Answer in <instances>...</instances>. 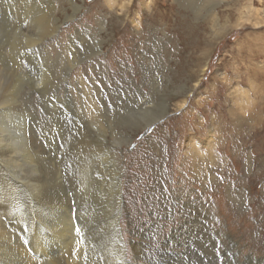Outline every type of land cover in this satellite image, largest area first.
Wrapping results in <instances>:
<instances>
[{
  "label": "rangeland",
  "instance_id": "1",
  "mask_svg": "<svg viewBox=\"0 0 264 264\" xmlns=\"http://www.w3.org/2000/svg\"><path fill=\"white\" fill-rule=\"evenodd\" d=\"M49 1L41 16L0 0V264H22L17 248L34 255L42 243L60 257L68 243L65 254L76 256L63 235L65 212L88 264H264V0L214 8L212 0H155L151 11V0H131L123 22L107 13V0H74L84 4L79 15L45 36L72 11L69 0ZM113 1L119 8L127 0ZM208 12L217 15L213 32ZM86 27L84 42L75 35ZM67 40L74 51H59ZM167 105L161 119L137 127ZM100 111L103 146L92 152L111 169L109 184L121 172L118 222L111 205L90 210L99 199L87 194L104 175L88 167L80 180L83 163L72 154ZM37 174L53 184L30 182ZM36 236L41 246L28 240Z\"/></svg>",
  "mask_w": 264,
  "mask_h": 264
},
{
  "label": "bare ground",
  "instance_id": "2",
  "mask_svg": "<svg viewBox=\"0 0 264 264\" xmlns=\"http://www.w3.org/2000/svg\"><path fill=\"white\" fill-rule=\"evenodd\" d=\"M213 1V3H212V7L214 8L215 6H217V5H219L220 3H229V1H227V0H212ZM4 2H5V0H4ZM52 2L53 1H49V0H6V2H5V4H7V5H9V6H12V7H14L15 9H17L18 10V12H20V13H24V12H38V14H40L41 16H44L43 15V11H45V10H47V9H50V8H53L54 6L52 5ZM150 3H151V6L149 7V9H150V11H151V9L153 8V9H155L156 8V4H157V2L155 1V0H151L150 1ZM69 5H70V7H71V12H68V14H66V15H64V16H62V18H58L57 20H56V22H55V26H54V28H52V29H50V28H48L47 26L45 27V32H44V34H45V36H48V35H53V34H58L60 31L61 32H64L63 30H61V25L62 24H64V23H66L68 20H71V19H73L75 16H77V15H79V13L82 11V8H83V6H84V4L83 5H79V4H77L76 2H74V0H69ZM121 7H119V8H117V7H115L114 6V1L113 0H107V2H106V7H107V13L111 16V18H113V19H115L116 21H118V22H123L127 17H128V14L130 13L129 11H131V10H129L130 9V6H131V0H127L126 2H124V3H122L121 5H120ZM152 7V8H151ZM53 10V9H52ZM53 11H55V10H53ZM107 14V15H108ZM109 15H108V17H109ZM208 15H209V12H208ZM211 15V14H210ZM209 15V17H208V19H211L210 21H211V24H210V30H211V32H213L212 30H213V27H214V25H215V23H216V17H217V15L215 16V17H213L212 18V16H210ZM244 15V14H243ZM106 16V15H105ZM242 16V15H241ZM240 18V17H239ZM128 19H126V21H127ZM130 21V20H129ZM131 22H133V20L131 19ZM208 22V21H207ZM138 23V22H137ZM208 24V23H207ZM139 26V25H138ZM138 26H136V28L137 29H135V30H138V32L140 31V29H139V27ZM101 28V26H99L97 29H96V31L93 33L96 37H99V35H100V29ZM87 32H89V29L86 27L85 29H83V28H77V31H76V33L78 34V35H75V37H77L78 36V38H81V39H83L84 40V42H85V40L87 39ZM155 35V34H154ZM157 37V36H156ZM70 39V38H69ZM41 40H43V39H41ZM74 41V40H73ZM73 41L71 40L70 41V43L69 44H67V42H68V40L66 41V43L63 45V46H61L60 48H59V51H62L63 49H65V48H67V51H69V50H73L74 51V45H73ZM36 42H38V41H35V42H33L32 43V45H34V43H36ZM76 42V41H75ZM77 43V42H76ZM38 48V47H37ZM28 50V49H27ZM101 50H102V47H99L98 48V51L99 52H101ZM27 52H29V51H27ZM77 52V51H76ZM29 53H34V52H29ZM29 53H27L28 55H29ZM79 53V52H78ZM75 52H74V57H75ZM36 57V56H35ZM34 57V58H35ZM70 58V56H67V57H65V58H63L62 59V61H63V63L62 64H64L65 66H66V70L67 69H69V67L67 66V64H71V63H69L68 61H70L71 59H69ZM39 58H37V60H38ZM32 61V60H31ZM37 63H41V62H37ZM91 85V84H90ZM100 87V86H99ZM92 90V89H91ZM120 91V90H119ZM118 92V91H117ZM109 93V92H108ZM51 103V102H50ZM184 103V102H183ZM98 105V104H97ZM100 105V104H99ZM37 108V107H36ZM45 108V107H44ZM86 108H87V106H86ZM150 108H152V106H149L147 109L144 107L143 109H145V110H148V109H150ZM83 109H84V107H83ZM168 110V105L162 110V112L161 113H159V114H157V115H153V116H151L149 119H147L146 121H144L142 124H140V125H138L137 127L139 128H144V127H146V126H148V125H150V124H152L153 122H155L156 120H158V119H161L162 118V116H163V113L165 112V111H167ZM97 111V110H96ZM82 114V113H81ZM70 115V114H69ZM68 115V116H69ZM29 116H30V114H29ZM78 116V115H77ZM86 116H88V114H86ZM95 116V115H94ZM80 117V116H79ZM68 118H70V117H68ZM93 118H95V119H93L92 120V122H91V127L92 128H90V130H91V134H92V136H90L89 134H85V132H79V137L77 138V139H75V141L73 142V146H72V149H73V153L72 154H74L77 158H78V160H79V162L80 161H82V163H83V169H81V177H79V178H81L80 180H82L83 181V179H84V177H85V173H86V169L88 168V167H91V169H99L102 173H103V175H104V182H102V186L99 188V189H97L94 193H89V194H87L88 195V197L89 198H91V196H97L98 197V199H99V202L97 203V204H92L91 203V205L89 206L90 207V210L91 211H97V210H101V209H103V208H105L106 206H112V211H113V213H114V217L116 218V222H118V217L120 216V213H121V211H122V208H123V204H125V202H124V197L121 195V193H120V190L123 188L122 187V176H121V172L120 173H118V174H116L114 177H115V179H116V181H115V179H112V182L109 184L108 182H107V180H106V178H107V176H112V174H111V171H109V170H111V169H108V170H104L103 168H101L99 165H98V163L99 162H97V160H96V155L92 152V151H94V150H96V149H100V147H99V145L98 144H101V146H103V144H102V142H103V138H102V134H103V132H104V129H105V127H104V125H106V123H105V121H104V118H103V112H101L100 111V113H98V114H96V116L95 117H93ZM77 119V118H76ZM73 122H74V120H73ZM76 124V123H75ZM80 124V123H79ZM201 124V123H200ZM41 125V124H40ZM78 125V124H77ZM44 127V126H43ZM82 127H83V125H82ZM188 127H190V126H188ZM37 128V127H36ZM35 128V129H36ZM95 128V129H94ZM96 129H98V132L99 133H97V131H96ZM41 130V129H40ZM102 130V133L100 132ZM84 131V130H83ZM40 134V133H39ZM44 134V133H43ZM33 135V134H32ZM34 137V136H33ZM64 137V136H63ZM45 138V137H44ZM38 139V138H37ZM59 139V138H58ZM63 139H65V138H63ZM34 141H31V139H30V143H31V147H32V149H33V152H34V154H35V157H36V159H31L30 161H31V163H34V166L36 167V169L39 171V169L40 168H43V165H41V163L38 161V158H37V156H36V154H38L39 153V148L35 145V143H33ZM64 142V141H63ZM67 142V141H66ZM130 142L131 141H127L126 143L127 144H130ZM67 143H69V142H67ZM46 144V143H45ZM95 144V146H93ZM65 145H66V143H65ZM39 146V145H38ZM104 147H105V145H104ZM0 148H1V141H0ZM44 149H45V147H44ZM103 149V148H102ZM57 150V149H56ZM57 152V151H56ZM189 152V153H188ZM187 153L188 154H190L191 156H193V159H195V161H197V160H200V159H202V158H200V157H198V156H196L195 154H197V152H193V151H190V150H187ZM1 151H0V156H1ZM57 154V153H56ZM63 154V153H62ZM70 155V154H69ZM184 156H186V155H184ZM48 159H49V156H48ZM47 159V160H48ZM204 161V160H203ZM91 162L93 163V164H91ZM186 162H189L190 164H187L188 166H191V162H192V159H188ZM61 163V162H60ZM70 163V162H69ZM90 163V164H89ZM102 163V162H101ZM104 163V162H103ZM75 164V163H74ZM79 164H81V163H79ZM82 165V164H81ZM52 166H54V165H52ZM70 166V165H69ZM66 167H67V165H66ZM72 167V166H71ZM51 168H53V167H51ZM60 169V168H59ZM63 169V168H62ZM74 169V168H73ZM57 170V169H56ZM66 170V169H65ZM45 171V170H44ZM58 171V170H57ZM67 172V171H66ZM93 172V171H92ZM53 173V172H52ZM55 173H57V172H55ZM59 173V172H58ZM61 173V172H60ZM64 173V172H63ZM63 173H62V176H63ZM42 174V173H41ZM69 174V173H68ZM77 175V174H76ZM80 175V174H79ZM58 176V175H57ZM59 176H60V174H59ZM7 177V176H6ZM39 177V174H37L35 177H30L29 178V181L30 182H36V180H37V178ZM44 177V176H43ZM43 177H42V175L40 176V178H38V180H37V183H38V185L40 186V188L41 189H47L50 185H52L53 183V180H51L52 182V184L49 182V179H48V181L47 182H45L44 184H43ZM67 177H71L70 175H68ZM49 178V177H48ZM55 178V177H54ZM68 178V179H69ZM12 179V178H11ZM45 179H47V178H45ZM3 180H4V178H3ZM6 180V179H5ZM8 180V179H7ZM7 180H6V182H7ZM57 180V179H56ZM118 180V181H117ZM9 181V180H8ZM10 182V181H9ZM56 182V181H55ZM78 182V181H77ZM16 183V182H15ZM3 185V184H2ZM15 186V185H14ZM55 186H57V183H56V185ZM59 186V185H58ZM60 186H62V185H60ZM76 186V185H75ZM5 187V186H4ZM9 187V186H8ZM67 187H68V185H67ZM74 187V186H73ZM10 188V187H9ZM9 188H7V190L9 189ZM59 188V187H58ZM76 188V187H75ZM1 189V188H0ZM12 189V188H11ZM62 189V188H61ZM68 189V188H67ZM72 189V188H71ZM4 191V190H3ZM10 191H12V190H10ZM9 191V192H10ZM60 191V190H59ZM67 191V190H66ZM63 192V191H62ZM65 192V191H64ZM72 192V191H71ZM79 192V191H78ZM1 193H3V192H1ZM13 192H11V194H12ZM7 195H8V193H6ZM5 194V195H6ZM46 194V193H45ZM60 194H61V192H60ZM65 194V193H64ZM70 194V193H69ZM85 194V193H84ZM3 195V194H2ZM6 195V196H7ZM13 195V194H12ZM30 195V194H29ZM52 195V194H51ZM74 195V198H75V193L73 194ZM81 195V194H80ZM28 196V195H27ZM38 196V195H37ZM47 196V195H46ZM58 196V195H57ZM67 196V195H66ZM85 196V195H84ZM8 197V196H7ZM41 196H39V198H40ZM44 197H45V195H44ZM47 197H49V196H47ZM55 197V196H54ZM68 197H69V195H68ZM71 197V196H70ZM73 197V196H72ZM83 197V196H82ZM28 198V197H27ZM36 199H37V197H35ZM38 198V199H39ZM62 198V197H61ZM67 198V197H66ZM79 198V197H78ZM14 199V198H13ZM52 199H54L53 198V196H52ZM68 199V198H67ZM30 200V199H29ZM43 200V199H42ZM71 200V199H70ZM0 201H1V199H0ZM14 201V200H13ZM12 201V202H13ZM25 201H27V200H25ZM25 201H24V203H25ZM34 201V200H33ZM53 201V200H52ZM58 201V200H57ZM56 201V202H57ZM63 201H65V200H63ZM43 202V201H42ZM46 202V201H45ZM59 202V201H58ZM57 202V203H58ZM66 202V201H65ZM67 202H69V201H67ZM71 202H73V201H71ZM15 203V202H14ZM32 203V202H31ZM37 203V202H36ZM47 203V202H46ZM45 203V204H46ZM51 203V202H50ZM50 203L48 202V204L47 205H50ZM53 203V202H52ZM59 203H61V202H59ZM193 203V202H192ZM13 204V203H12ZM16 204V203H15ZM82 204V203H81ZM87 204V203H86ZM26 206L28 205V204H25ZM51 205H53V206H55V204H51ZM78 205H79V203H78ZM85 205V204H84ZM10 206V205H9ZM8 206V207H9ZM34 206V205H33ZM57 206V205H56ZM59 206H60V204H59ZM59 206H57V208L56 207H54V210H56V209H58V207ZM70 206V205H69ZM72 206H73V204H72ZM75 206V205H74ZM73 206V207H74ZM77 206V205H76ZM7 207V208H8ZM46 207V206H45ZM61 207V206H60ZM63 207H65V206H63ZM79 207V206H78ZM78 207H76V208H78ZM81 207H82V205H81ZM83 207H85V206H83ZM88 207V206H87ZM31 208H32V205H31ZM36 208V207H35ZM47 208V207H46ZM45 208V209H46ZM51 208H52V206H51ZM56 208V209H55ZM72 208V207H71ZM10 209V208H9ZM8 209V210H9ZM49 209V208H48ZM53 209V208H52ZM59 209H61V208H59ZM58 209V211H60ZM34 210V209H33ZM80 210V209H79ZM26 210H24L23 212H25ZM40 211H41V208H40ZM45 211H47V210H45ZM74 211V210H73ZM42 212V211H41ZM70 212V211H69ZM50 213V212H49ZM53 213V212H52ZM63 213V212H62ZM65 213H67V212H65ZM64 213V218H63V221H61V222H63L62 224H63V229L61 228V227H59V229H58V231L60 230V228L63 230V235L64 236H69L70 238V240L69 241H73L74 243H72L73 245L75 244V247H74V249H75V253H76V256H72L73 255V252L71 251V253L70 254H65V253H68L70 250H71V248H70V250L68 249V243L66 244V245H64L63 243V245H64V247L62 248V250L65 252L64 253V255H63V253H62V257H60L59 255H57V254H55L54 255V251H51L50 249L48 250L47 248H49V247H51V245L50 244H44V243H42V241L40 240V238L39 237H37L36 236V238L35 239H31V238H28V240L30 239V240H32V242L36 245V246H38V244L40 245L41 243L43 244H41L42 245V247H43V249H42V247H40V249H38L37 251H36V249L34 248V251L36 252V254H32V252L30 251L29 252V249H26L25 247H20V248H17L18 250H17V253H18V256H19V260L18 261H16L17 263H19V262H21L22 264H63V262H64V264H65V261L67 262V263H69V264H71L70 263V261L68 260V258L69 257H71V259H73L75 262H73L72 264H88L87 262H84V261H81V260H79L78 259V252L76 251V243H77V240H76V236H75V230H76V227H75V229H74V225L72 224V221H71V216H67L66 214ZM26 214V213H25ZM25 214H24V218H25ZM37 215L38 214H40L39 213V211L36 213ZM42 214V213H41ZM40 214V215H41ZM46 214V213H45ZM68 214V213H67ZM30 215V214H29ZM55 215V214H54ZM63 215V214H62ZM208 215V214H207ZM26 216H28V215H26ZM42 216V215H41ZM52 216V215H51ZM72 216H73V214H72ZM194 216L195 217H201L202 218V214H201V212H195L194 213ZM211 216V215H210ZM29 217H31V216H29ZM40 217V216H39ZM36 218H38V216L36 217ZM54 218V217H53ZM56 218V217H55ZM113 218V217H112ZM210 218V217H209ZM43 219V218H42ZM211 219V218H210ZM30 220H31V218H30ZM39 220V219H38ZM55 220V219H54ZM59 220H60V218H59ZM25 221V220H24ZM32 221V220H31ZM55 221H57V223H58V220H55ZM37 222V221H36ZM35 222V223H36ZM42 222V221H41ZM44 222V221H43ZM42 222V223H43ZM191 222V221H190ZM41 223V224H42ZM56 223V222H55ZM54 223V224H55ZM56 223V224H57ZM43 224H46V223H43ZM46 225H48V223L46 224ZM49 225H52L51 223L49 224ZM45 226V225H44ZM57 226V225H56ZM60 226H62V225H60ZM84 226V225H83ZM47 227V226H46ZM50 227V226H49ZM45 228V227H44ZM40 229H42L41 227H40ZM84 229V228H83ZM43 231V230H42ZM56 231V230H55ZM61 231V230H60ZM59 231V232H60ZM30 232H32V231H30ZM114 232V231H113ZM199 232V229H197L194 233L196 234V233H198ZM43 233V232H42ZM50 233V232H49ZM53 233V232H52ZM55 233V232H54ZM53 233V234H54ZM36 234V233H35ZM3 235V231L0 229V237ZM38 235V234H37ZM61 235H62V233H61ZM81 235V234H80ZM57 236V235H56ZM29 237V236H28ZM31 237V236H30ZM35 237V236H34ZM52 237H54V235L52 236ZM122 237V236H121ZM42 238H44V237H42ZM56 238V237H55ZM58 238V237H57ZM64 238V237H63ZM66 238V237H65ZM64 238V239H65ZM67 239V238H66ZM44 240V239H43ZM46 240H48V239H46ZM52 240V239H51ZM63 240V239H62ZM66 241V240H65ZM41 242V243H40ZM47 242V241H46ZM56 242H58V241H56ZM63 242V241H62ZM57 244V243H56ZM61 244V245H62ZM70 244H71V242H70ZM182 244V243H181ZM40 245V246H41ZM47 245V246H46ZM60 245V246H61ZM62 245V246H63ZM54 246V245H53ZM73 247V246H72ZM54 248H55V246H54ZM119 248V247H118ZM138 248V247H137ZM139 249V248H138ZM53 250V249H52ZM121 250V249H120ZM137 251V250H136ZM58 252V251H57ZM122 252V251H121ZM121 252H119V253H121ZM0 253L2 254V255H5L6 256V253L4 252V250H0ZM74 253V254H75ZM38 254V256L40 257H37V256H35V255H37ZM174 254V253H173ZM138 257V256H137ZM3 258V257H2ZM1 258V259H2ZM70 259V260H71ZM136 260V259H135ZM138 261H139V259H137ZM87 261V260H86ZM122 261V260H121ZM123 262L125 263V264H127V260L126 259H124L123 260ZM135 262V261H134Z\"/></svg>",
  "mask_w": 264,
  "mask_h": 264
}]
</instances>
